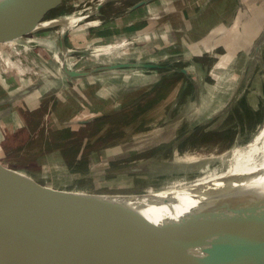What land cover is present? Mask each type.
Listing matches in <instances>:
<instances>
[{
  "label": "crops",
  "instance_id": "obj_1",
  "mask_svg": "<svg viewBox=\"0 0 264 264\" xmlns=\"http://www.w3.org/2000/svg\"><path fill=\"white\" fill-rule=\"evenodd\" d=\"M46 2L48 0H39L36 4ZM128 8L108 17H103L102 11L101 23L78 25L61 41L50 31L34 37L40 50L51 57L57 55L59 72L62 46L69 49V55L78 50L81 56L103 54V58H107L105 64L74 70L71 78L64 79L60 86L50 72L36 71L38 74L31 76V67L0 71V165L56 184L88 181L95 176L119 175L117 178L122 179L131 175L135 177L134 182L142 181L145 185L146 177L164 173L160 168L149 167L151 155L164 152L170 145L174 148V138H162L153 146L152 154L142 135L134 141L137 146L127 147L125 143L133 142V135L139 133L128 129L135 118L122 126L124 133L131 136L130 140L110 137L117 130H113V126H118L111 119L131 115L152 97H156L158 103L159 95L163 94L160 90H168L164 84L187 74L183 67L186 62L190 63V75H194L193 86L187 88L179 79L176 89L189 90L188 101L196 102L194 108L191 106L188 110L197 121L195 125L210 117L222 119L223 100L218 99L226 95L223 102L227 104L238 90L236 87L208 90L204 83L208 74L204 76L207 69L203 57H212L210 63L221 79L236 64L240 66L239 51L250 45L254 31L264 28V0H156L139 8ZM229 39L237 45V54H229ZM28 46L31 45L25 37L10 39L0 42V52L4 47L14 48L12 56L24 61L23 64L37 61V55L43 62L39 65L46 66L49 60ZM211 46L214 55L210 56L207 52ZM166 59L174 60L178 68L158 72L160 63ZM1 61L0 65L9 62ZM148 62L156 63L151 73L145 64ZM134 65L141 66L134 68ZM148 114L149 111L136 116L147 121ZM128 156H135V160Z\"/></svg>",
  "mask_w": 264,
  "mask_h": 264
},
{
  "label": "bare ground",
  "instance_id": "obj_2",
  "mask_svg": "<svg viewBox=\"0 0 264 264\" xmlns=\"http://www.w3.org/2000/svg\"><path fill=\"white\" fill-rule=\"evenodd\" d=\"M0 1L3 5L7 4L6 7H13L12 2L18 0ZM111 1L120 2L87 0L74 5L69 11L35 23L11 25L7 27L8 34L0 40L24 37V32L55 26L54 33H58L61 41L69 30L78 25L102 21L101 7ZM60 50V72L70 74L66 67L69 49L62 46ZM236 167H242V179L238 181L235 173H227L228 169ZM254 168L264 169V119L246 144L217 156L209 169L194 177L158 185L145 184L123 191H94L76 187L66 188L61 193L56 187H50L47 193L70 235L94 252L128 257L145 249L162 247L218 263L246 261L264 254L263 181L256 182V176H250L253 187L250 191L241 187L237 200L233 201L238 207L228 209V212L213 205L214 195L211 194L226 187L228 181L235 188L237 182L247 183L250 178L247 171ZM228 174L231 177L228 178ZM10 175L34 186L32 180L21 173ZM150 194L156 205L149 201ZM167 207L169 209H165ZM107 213L116 215L120 228H105L103 219Z\"/></svg>",
  "mask_w": 264,
  "mask_h": 264
},
{
  "label": "rangeland",
  "instance_id": "obj_3",
  "mask_svg": "<svg viewBox=\"0 0 264 264\" xmlns=\"http://www.w3.org/2000/svg\"><path fill=\"white\" fill-rule=\"evenodd\" d=\"M8 1L10 0H4V3H7ZM75 1H79V0H61V3L54 8L50 7L48 9H45L43 8V5H37V6H32L30 10L32 12H37L36 11L37 9L44 10L39 16H37L38 17L37 21H38L45 18L53 17L57 14L62 13V11L63 12L69 11L70 9L73 8L74 5H77L84 0L74 3ZM149 1H156V0H120V2L118 3H115V1H111L107 3L104 6V8L102 7V11L105 15L103 17H108L109 15H112V13L123 12L128 7L139 8L141 5L146 4ZM0 3L3 2L0 1ZM101 22L102 21L91 22L85 24L84 26L87 25L93 26L94 24L97 25ZM24 23L25 22H23L22 24ZM11 25H13V27L19 26L13 23H11L9 26ZM54 29L55 26L38 28L37 30L30 31L25 35H23L25 37V40L30 42L31 46H28V48H31L32 50L34 49L36 52H38L41 55L43 59L49 60L46 66H43L42 68L43 64L39 65V63H43V62L42 60L40 61V58H38L37 55H36L37 61H31L30 63L23 64L24 61L22 60L19 61V59H15V56H12V53L14 52L13 50H15L14 48L10 49L4 47L0 52L1 54L0 64L2 62L1 58L9 62L6 64L2 63V65H0V71L13 72V70L15 71L16 68L17 70H21V67H24L26 69L31 67V69H29L31 70L30 72H32L31 76L37 75L38 73H36V71L50 72L52 73L51 78H53V80L57 79V83L60 86V83H62L64 79H66L67 77L71 78L72 74H74L73 73L74 70H86L90 67L99 66L106 63L107 58L104 59L103 54L98 55V57L92 55L81 56L82 53L78 50L71 52L66 62V67L68 68V72H70V74L67 73L64 74L57 71L56 59H55L57 55L51 57L50 55L46 54L44 50H40L39 47H37V45L34 43L35 42L34 37L36 35H38L39 33H45L49 31L54 33ZM54 34L58 36L57 32H55ZM252 34L254 38L252 36L250 45L246 46L245 50H243L242 52L239 51L240 66L237 67V64L235 62L234 64H236V66L233 68L232 71L225 74L223 79L220 78L221 76H218L216 74L214 64L210 63V61H212V57H203V59L204 58L206 59V61H204L203 64L207 69L206 72L204 71L205 74L204 76L207 77L208 74V79L206 78L204 83L205 86L208 87V90H214V88L216 87L217 89H223V90H229L230 88H233L234 90L236 87V90H238L237 94L235 95L232 94V96H230L231 97L230 99L232 101H230L227 104L226 102H223L225 101L226 95H222L220 96V100L218 99L219 102L223 100L221 103L224 106L222 107L223 115L221 120L220 119L214 120V118L210 117L208 119L206 118V120H202L201 122L199 120L198 122L199 124L195 125L197 121H195L194 116L188 110L191 106L194 108L196 102L193 100L191 102L188 101L189 99H187V97L188 94L190 93L189 90L176 89L177 87H179V85L176 83V81L179 79L182 81V83L185 82V84H187L188 86L187 88H189V86H193L192 82L194 80V75L192 76L190 75L192 72L191 71H190L191 73L189 72L190 63L188 62H186L183 66L186 69L185 71L187 72V74L184 75L183 73L182 74L183 76H181V78L180 77L179 79L174 78L175 80H169L167 85L164 84L165 88H167L168 90H160V92L163 94L162 96L159 95L158 103L155 102L157 98L152 97L148 100V103L143 104L140 108L137 107V110L135 112H132L131 115H127L124 118L111 119L113 120L114 124L118 123V126L117 127L113 126L112 129L115 130V128H117V130L114 131L110 137H113V139L116 140L122 138L128 140L129 138H131V136L127 135V132L124 133V128L122 126L126 123H129L135 118L134 119L135 122L133 121V124H131L130 125L131 127H129L128 129L131 131V133H135V132H139V133L133 135L132 137L133 142L125 143L128 144L127 147L137 146V143H135L134 141L139 140V138H141L140 135H142L143 139H145V142L150 147L149 148L150 150L148 152L152 154L155 152V150H152V148H154L153 146L157 142H160L162 138H169V137L174 138L173 140L174 142H176V145L174 147L175 149L172 148V146L168 143L170 146L165 147L168 150L164 148L165 149L164 152L158 151L152 155L150 154L151 156H153L152 157L153 159H151V162H149V167H152L154 169L160 168L164 170V173L159 172V174H155L152 176L150 175L148 176V178L146 177L147 180H144L146 181L145 184L153 183L158 185L165 182H171V181L194 177L200 174L201 172L209 169L214 163V160L217 156L221 155L222 153L230 150L235 146H242L246 144L252 138L253 134L255 133V131L257 130V128L264 119V28L263 30L260 31H254ZM14 39H18V38H14ZM6 40H10V39H3L0 40V42ZM232 40L229 39L227 42L229 54L234 53L235 49H237L236 48L237 45L236 44L233 45L232 43L234 41L232 42ZM69 47L72 48L71 46ZM207 54L210 56L214 55L213 46L208 48ZM85 60H89V61L84 62ZM98 61L101 63H98ZM173 61L174 60L172 59H166L164 63H160L161 68H159L158 72H168V71H173L174 67L178 68V64H176ZM145 64L150 71L149 73H151V70L153 71L156 67L155 66L156 63L148 62ZM175 71L182 72L179 70L178 71L175 70ZM225 79L227 80L226 83L224 82ZM38 81H40V79H38ZM160 97H162V99H160ZM219 106L220 105H218V107ZM147 111H149L147 121L146 119L140 118L141 116H136V114L144 115ZM137 117L139 119L136 122ZM123 133L126 135H124ZM143 144L145 145V143ZM157 153L159 154L156 155ZM134 157L135 156H128V158L129 159L132 158V160H135ZM206 158L208 160H206ZM162 163L164 164L166 163L165 164L166 166H162L161 165ZM8 168L10 170L9 174L19 173V172H15L14 169H11L10 167ZM240 169H242V167L241 168L236 167L233 168L232 170L228 169L227 173L229 174L235 173L237 175L238 178L237 181H238L239 179H242L241 177L242 170ZM247 173L249 177L255 175L256 176L255 178H257L256 182H260V180H262L264 183L263 168L262 169L254 168L250 171H247ZM229 174H228V178L231 177L229 176ZM27 177L30 178L34 184L40 187H44L43 190L46 192H48L50 187H56L58 192L63 193L66 188L69 189L76 187H83V188L85 187L92 189L94 191H116V190L123 191V190L131 189L133 187L144 185L143 184L144 182L142 181H140V183L134 182L135 177L131 175L124 176V178L122 177V179L117 178L120 177L119 175L117 176L110 175L109 177L95 176L94 179H90L88 181L86 179H80L78 180V182L73 181L71 183L69 182L65 184L51 183L49 180H46L45 178L38 175H30ZM115 177L116 180L114 179ZM226 177L227 176H225L224 179L225 181H226ZM131 178L133 179L131 180ZM229 184L230 182L228 181L226 183V187L224 188L221 187L218 192L211 194L214 195L213 196L214 199L212 200V202L214 203L213 205L217 206V209L221 207L222 210L224 209L227 212L228 209H233V208L236 209L238 207L236 206V203H234L233 201L237 200L236 196L240 194L239 189L241 187L242 188L247 187L248 190L249 189L251 190V188L254 185L252 183L251 177L249 178V181H247V183L238 184L237 182V188L232 186L233 185L232 182H231L232 185ZM152 198L153 196L152 194H150L149 201H151L152 204L156 205L155 202H152L151 200ZM165 209H169V208L167 207Z\"/></svg>",
  "mask_w": 264,
  "mask_h": 264
},
{
  "label": "water",
  "instance_id": "obj_4",
  "mask_svg": "<svg viewBox=\"0 0 264 264\" xmlns=\"http://www.w3.org/2000/svg\"><path fill=\"white\" fill-rule=\"evenodd\" d=\"M37 1L18 0L13 7L0 3V39L8 34L11 23L40 21L37 16L44 10L32 12V6L48 9L61 0L41 4ZM9 172V168L0 165V264H264V254L246 261L218 263L162 247L128 257L94 252L70 235L44 187L26 184ZM103 221L107 229L120 228L114 213L105 214Z\"/></svg>",
  "mask_w": 264,
  "mask_h": 264
},
{
  "label": "built area",
  "instance_id": "obj_5",
  "mask_svg": "<svg viewBox=\"0 0 264 264\" xmlns=\"http://www.w3.org/2000/svg\"><path fill=\"white\" fill-rule=\"evenodd\" d=\"M2 60V59H1Z\"/></svg>",
  "mask_w": 264,
  "mask_h": 264
}]
</instances>
